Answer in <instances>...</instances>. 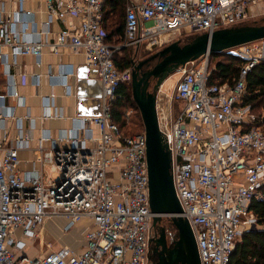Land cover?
I'll list each match as a JSON object with an SVG mask.
<instances>
[{"label":"built area","instance_id":"1","mask_svg":"<svg viewBox=\"0 0 264 264\" xmlns=\"http://www.w3.org/2000/svg\"><path fill=\"white\" fill-rule=\"evenodd\" d=\"M46 6L50 22L77 17L79 23L53 35L39 33L35 39L0 25V63L6 75L0 122L5 117L15 120L17 132L14 138L0 137V264H149L155 228L147 139L145 132L123 134L112 118L117 90L132 81L133 71L120 70L115 54L130 46L157 52L183 33L241 25L264 9V0H127L120 44L107 41L104 0H46ZM45 50L85 56L86 65L98 70L103 110L73 117L72 135L62 132L57 140L42 129L34 158L24 160L21 151L31 148V129L37 125L34 118L16 116L6 105L9 97L17 106L24 104L19 84L27 76L12 70L10 57L13 65L19 56L41 61ZM226 53L245 60L234 84L209 83L213 68L212 54L207 53L180 67L163 105L157 97L181 216L191 225L201 264L230 263L244 232L257 224L252 202L264 195V114L243 102L249 72L264 61V40ZM57 118L63 113L54 107L40 119ZM25 164L29 169L24 172ZM48 218L64 219L63 232L92 221L83 230L81 249L64 245L31 257L28 241Z\"/></svg>","mask_w":264,"mask_h":264},{"label":"water","instance_id":"2","mask_svg":"<svg viewBox=\"0 0 264 264\" xmlns=\"http://www.w3.org/2000/svg\"><path fill=\"white\" fill-rule=\"evenodd\" d=\"M264 40V24H241L212 33L195 35L185 44L174 41L139 63H133L132 93L143 118L147 139L149 172V200L154 228L160 229L155 242L158 253L156 264H201L195 235L189 221L181 216V203L174 187L171 173L172 154L164 134L160 130L157 113V92L170 76L190 61L211 53L223 55L226 50L246 43ZM156 63L147 72L145 65ZM86 71L90 75H86ZM151 80L156 84L151 91ZM103 86L98 70L83 65L78 70L77 114L100 115L103 110ZM169 217L178 231V239L168 245L167 230L161 225L163 217ZM161 248V250H159Z\"/></svg>","mask_w":264,"mask_h":264},{"label":"crops","instance_id":"3","mask_svg":"<svg viewBox=\"0 0 264 264\" xmlns=\"http://www.w3.org/2000/svg\"><path fill=\"white\" fill-rule=\"evenodd\" d=\"M28 11L31 14L27 13ZM78 23L77 17L50 22L46 0H0V25L7 24L11 30L21 32L26 39H35L39 33L51 32L53 35L65 26ZM10 59L12 70L26 73L27 76L20 77L19 84V92L23 96L24 104L17 106L18 101L9 97L6 99V105L10 109H15L16 116L29 115L34 118L37 125L35 129H31L33 137L29 143L31 148L21 151V157L26 160L34 158L33 149L37 145L36 140L42 129L50 131V135L56 140L62 132L72 135V118L78 116V70L86 65V59L81 53L65 51L61 54H52L48 50L44 51L41 61L32 55H26L17 57V63L13 65L14 58L10 57ZM70 70L74 75L68 74ZM85 73L90 75L89 71ZM5 80V66L0 63V92L5 90ZM52 94L55 97H52ZM54 107L62 110L63 118L41 121L44 112ZM8 108L5 112L9 111ZM25 125L29 126V120L26 119ZM16 133V121L5 117L3 122H0V137L14 138ZM62 144L68 145L64 141H61ZM22 169L24 172L28 170L29 164L23 165Z\"/></svg>","mask_w":264,"mask_h":264},{"label":"trees","instance_id":"4","mask_svg":"<svg viewBox=\"0 0 264 264\" xmlns=\"http://www.w3.org/2000/svg\"><path fill=\"white\" fill-rule=\"evenodd\" d=\"M126 4L127 0H104L103 26L107 32V41L110 43L120 44L123 42ZM109 28L110 31H108ZM195 35L197 34L190 35L187 42ZM126 49L127 47L115 54V63L120 70L133 68L131 59L125 58L122 62L116 59V55ZM244 63V59L228 53L223 55L212 54L211 67L213 69L209 83L234 84ZM243 102L244 104H251L254 111L264 108V61L249 72ZM129 110H133L135 113L128 115ZM111 113L113 120L118 123L123 134L135 133L126 131V127L131 125L141 127L142 130L140 131L143 132V118L134 101L131 82L119 86L116 99L112 102ZM251 209L257 217V224L244 232L241 241L237 243L232 253L229 264H264V195L262 199L252 202ZM169 222L172 224L171 219ZM174 237L178 238V231Z\"/></svg>","mask_w":264,"mask_h":264},{"label":"rangeland","instance_id":"5","mask_svg":"<svg viewBox=\"0 0 264 264\" xmlns=\"http://www.w3.org/2000/svg\"><path fill=\"white\" fill-rule=\"evenodd\" d=\"M115 17V16H114ZM110 24V22H109ZM243 24H264V9L257 10L256 14L252 17H250L245 23ZM110 31V28L109 30ZM195 33H183L182 35L174 38L170 43L174 41H180L181 44H185L188 40V37L190 35H193ZM117 39V38H114ZM123 40V39H122ZM115 44V42H112ZM170 43L166 44L164 47L169 45ZM156 52H149L143 47H135L130 46L127 47V49L121 53H118L116 55V59L119 62H122L125 58L131 59L133 63L136 64L140 61L147 59L151 55H153ZM157 60L154 61L156 63ZM132 69V68H131ZM178 71L171 73L170 76L164 81V83L161 85L159 91L157 92L158 98L160 100V104L163 105L165 102L164 99V93H171L174 85L179 77ZM132 82V81H131ZM156 84V80L151 83L150 90L152 91L154 86ZM255 112L259 114V116H262L264 114V108L255 109ZM133 110L128 111V115H131ZM132 129H130V128ZM144 129V128H143ZM142 130L141 127L137 126H127L126 131L132 133H140ZM145 132V130H143ZM133 133V134H135ZM169 217H163L161 225L166 227L168 239L169 242H171V237L176 234L177 229L173 224H170ZM65 224L64 219L57 218V219H45V221L39 225V227L36 230L35 236L28 241V246L26 249V252L31 256H38L42 253H49L51 251H57L64 245H72L75 247V250H80L82 247V238H83V230L86 226H89L92 224V221L90 220H83L77 226L70 232H63V226Z\"/></svg>","mask_w":264,"mask_h":264},{"label":"flooded vegetation","instance_id":"6","mask_svg":"<svg viewBox=\"0 0 264 264\" xmlns=\"http://www.w3.org/2000/svg\"><path fill=\"white\" fill-rule=\"evenodd\" d=\"M155 65L154 62H151L150 65H145L143 67L142 72H147L148 70H150L153 66ZM155 81V80H151V83ZM160 229L159 228H155V232H154V236L152 237L153 239H157L160 236ZM151 238V240H152ZM178 239L174 236L171 237V242H169L168 239V234H167V240H168V245L172 246L173 242ZM150 240V245H149V264H156V262L158 261V253L155 252V248H156V244L155 242H151ZM159 250H161V248H159Z\"/></svg>","mask_w":264,"mask_h":264}]
</instances>
